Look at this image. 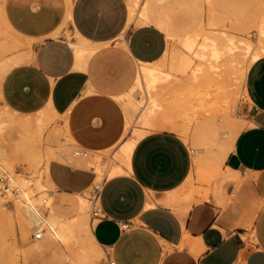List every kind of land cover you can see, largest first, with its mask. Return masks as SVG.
I'll list each match as a JSON object with an SVG mask.
<instances>
[{
  "label": "crops",
  "instance_id": "obj_1",
  "mask_svg": "<svg viewBox=\"0 0 264 264\" xmlns=\"http://www.w3.org/2000/svg\"><path fill=\"white\" fill-rule=\"evenodd\" d=\"M34 1L6 0L5 19L18 34L33 40L34 57L6 74L0 93L17 114L52 108L64 116L60 124H66L72 143L95 154L93 159L68 157V144L51 160L48 173L56 190L74 195L92 188L97 179L96 153L132 135L126 133L127 112L117 98L134 87L141 63L162 59L167 38L156 25H130L126 0H66V5ZM206 1L217 12L213 1ZM66 31L97 47L81 67L76 66ZM117 39L137 68L132 87L110 95L104 92V79L96 78V58L105 54L92 57ZM246 91L248 119L254 126L237 135L227 123L233 150L223 171L239 173L240 180L225 185V204H219L215 184L208 198L207 191L199 195L189 186L192 153L184 138L172 131L138 138L127 173L105 179L99 195L104 216L96 220L93 233L109 264H264V56L249 68ZM213 121H208L210 128L220 132ZM149 202L154 207L147 208Z\"/></svg>",
  "mask_w": 264,
  "mask_h": 264
},
{
  "label": "bare ground",
  "instance_id": "obj_2",
  "mask_svg": "<svg viewBox=\"0 0 264 264\" xmlns=\"http://www.w3.org/2000/svg\"><path fill=\"white\" fill-rule=\"evenodd\" d=\"M142 2L143 0L129 2V24L139 21L140 24H153L166 30L171 43L170 50L166 52L165 64H160L161 59L155 63H141L134 87L126 95L117 98L124 110L126 109L128 128L137 124L143 130L137 128V137H128L125 142L119 144L114 162H111L110 158L104 165L101 159L99 160L101 152L96 153L98 176L92 185L93 188L102 189L106 178L127 173L132 151L141 136L152 131L167 130L187 139L186 123L190 121V111L193 108L196 109V115H203L208 121L215 120L214 117L221 114L237 135H240L249 123L240 121L241 118H237L235 114L240 102L239 94L248 101L246 80L249 68L264 56V17L260 22L258 19L254 22V18H261V13L263 14L261 3L254 6H258L256 12L255 8H252L255 14L250 10L243 14L247 18L243 15L245 18H230L231 27L227 29L223 24L224 27L219 29V13L206 1L207 21H210L205 24L201 18L194 32L181 37V46L178 47L176 33L167 21L155 12L149 3ZM250 26H254L258 31L256 43L250 40ZM4 32L0 26V35ZM7 33L6 30L5 36ZM77 38L78 42H71L70 45L75 51L76 66L81 67L97 47L79 35ZM23 45H26L24 41L15 38L10 49L19 52L12 54L10 58L0 59V86L12 68L32 61L33 49L21 52ZM137 91L142 93L140 100L135 96ZM56 119L64 120V116L49 107L34 115L17 114L5 105L0 93V174L4 175L13 187V191L8 194L0 190V221L1 218L9 216L4 199L12 194L16 213L29 224L31 235L42 234L40 238L34 239L37 248L43 244L49 246L54 253L56 251L53 250L64 247L68 253L64 260L58 258L61 264L66 261H70V264H98L103 248L94 237V223L90 222L88 215L91 194L89 203L85 196L86 191L74 194L76 198L72 200L73 203L70 202V209H66L65 203L68 202L55 196L54 191L57 190L49 177V164L55 154L74 141L66 124L63 129L57 128L58 124L54 123ZM201 123V127H198L204 130ZM249 124L254 126L251 121ZM87 152L86 157H89V151ZM43 155L46 156L45 159H42ZM23 159H27L30 164L28 175L16 172L18 161ZM202 168L204 180L215 183L214 194L219 204H225L228 198L225 195V185L237 181L239 173L229 169L223 171L222 164H206L202 165ZM191 191L192 194L194 191ZM207 192L205 198L209 197L210 191ZM198 194L201 195L200 191ZM150 207H154V204L149 202L147 208ZM66 210L71 215L65 216ZM0 264H19V261L15 256L6 254L0 258Z\"/></svg>",
  "mask_w": 264,
  "mask_h": 264
},
{
  "label": "rangeland",
  "instance_id": "obj_3",
  "mask_svg": "<svg viewBox=\"0 0 264 264\" xmlns=\"http://www.w3.org/2000/svg\"><path fill=\"white\" fill-rule=\"evenodd\" d=\"M24 1H27L33 5L35 4L34 0H24ZM48 1L53 3H63L66 5V0H48ZM212 1H213V5L215 6L220 16L219 29H221V27H224L223 24H225V27L227 29L230 28L231 27L230 18L235 19L238 16L246 17V15L243 14H247L250 10L251 12L254 13V10H252V8L255 5L259 6V3H261V7L263 6L262 9L264 8V2L262 3L261 2L262 0L260 1L259 0H212ZM257 1H259V3ZM144 2L149 3L153 7L155 12L159 13L167 21L170 28L176 33L175 40H176V45L178 47L181 46L179 42L181 37H183L185 34L194 32V30L198 27V23L201 18L204 19L205 24H208L207 22L210 21L209 19H208L209 21H207L208 18L207 9L205 8L207 6V3L205 0H143L142 3ZM126 3L129 12L128 0H126ZM5 5H6V0H4V3L0 10V26L2 27L3 30H5V32L7 30L8 33L6 36H5V32L4 34L0 35V48L2 50L0 59L3 58L5 59L7 57L10 58L14 54L19 52L10 49L11 42L15 38L24 41L26 44L20 48L23 49L21 50V52L22 51L26 52L28 50L33 49L32 48L33 40L27 36L18 34L15 30L11 28V26L6 21L4 16ZM258 6H256L257 8L254 7L255 12L257 11ZM250 17H252V15ZM260 17L261 18H254V22L256 21V19H258L259 22L261 21V19L264 17V10H263V14L261 13ZM139 24L140 22L137 21L133 23L132 26L138 27L140 26ZM253 27L249 28L252 30L249 31L248 29V32H249L250 40L256 43L258 42V31H256L257 29L255 30V28ZM162 30L166 34L165 36L167 38L168 47L166 52L167 51L169 52L171 43L170 40L168 39L169 38L168 32L164 29ZM11 34L14 35L15 38ZM66 35L70 42L71 41L78 42L77 36H73L68 31H66ZM122 39H124V37H122ZM114 51L118 52V53L115 52L117 53V55L113 54ZM123 51L124 49L121 45V41L117 39L101 47V50L95 56L92 57V58L94 57L96 58L99 55L105 54L103 57L96 58V68H97L96 78L98 79V81L104 79L103 81L104 92L110 95L127 92L134 83L133 72L137 68V65L135 62L132 63L129 62L125 57V55L123 54ZM165 56L166 53L161 59L160 62L161 65L165 64L167 61ZM141 94L142 93L140 91L136 92L135 96L138 100L142 98ZM217 96L219 97L220 95L218 94ZM218 97L217 99L221 101L222 99H219ZM239 101L240 102H238V110L236 111L235 115L237 118L239 119L241 118L240 121L243 120V122L247 121L250 123V120L248 119L249 111L247 107V101L243 99L241 93L239 94ZM195 110L196 109L193 108L190 111V121L186 123L188 127V135H187V139H184L185 142L190 147L193 157V164H194V169L191 173L192 177L190 179L189 186L193 189H198L199 191H210L212 185L215 183L212 184L204 180L203 168L201 162H213L220 160L222 162V168L224 169L225 160L228 154L233 150V148H230L228 144L230 137V127L226 123V120L223 118V116L219 114L220 117L219 115H216L214 117L215 120L213 122H215L219 126L221 131L217 132L215 130H212L209 126L208 120H206V117H203V115L201 116L196 115ZM137 115L138 113H136L135 117H137ZM200 122H202L201 124H203L202 127H204V130L200 129L201 127L199 125ZM54 123L58 124L59 127L57 128L59 129L64 128V124H60V119L58 120L56 119ZM249 123L246 128L251 127ZM129 128H128L129 132L127 131V133L129 135L132 132V135L130 137H137L136 134L137 128L143 130L142 127L137 124ZM119 146L120 145L111 148L106 152H101L99 156V160L101 159L104 165H106L110 161L109 160L110 158H111V162L112 161L114 162V157L119 149ZM77 149H82V148L78 146L76 143H70L66 147L64 151V155L68 157L69 156L73 157L74 156L73 153ZM55 151H57V149ZM89 155L91 159L95 157V154L93 155V153L89 152ZM45 157L46 156L43 155L42 159H45ZM29 165L30 164L28 163L27 159H23V161H18L16 166V172L19 174L28 175ZM88 170L94 171L93 169H88ZM86 192L87 194L85 193V196L89 203L90 194L91 196L95 194L94 188L92 187ZM54 194L56 197L63 198L65 199V202H68L65 203L66 209L69 208L70 205H72L73 203L72 200L76 198V196H73V194L59 192L58 189L57 191H54ZM66 199H68V201H66ZM4 200H5V207L9 213V216L3 219L1 218L0 221V258H2L7 254V256L12 255V257L15 256V258H18L19 264H51L52 262L53 264H61L58 258L60 257L64 260L65 255L68 253L67 252L68 250L65 249L64 247H60L59 250L58 249L53 250L56 251L53 253L52 249L49 246L43 244L37 248V245L34 241L35 237L32 236L30 233L29 224L26 221L20 219L16 213L14 196L12 194H9L6 196ZM89 206H90L88 212L89 219L90 222H93L95 224L96 220H92V212H93L92 204L89 203ZM64 215L69 216L71 215V213L70 212L68 213V211L66 210V213ZM103 250L104 249L101 250L102 256L98 264H109L108 255L106 251ZM52 257H53V261H52ZM70 263H71L70 261L68 262L66 261L64 263L62 262V264H70Z\"/></svg>",
  "mask_w": 264,
  "mask_h": 264
},
{
  "label": "built area",
  "instance_id": "obj_4",
  "mask_svg": "<svg viewBox=\"0 0 264 264\" xmlns=\"http://www.w3.org/2000/svg\"><path fill=\"white\" fill-rule=\"evenodd\" d=\"M74 157H86L88 156V152L85 149H77L73 153ZM0 190L4 194H8L13 191L12 185L9 183L7 178L4 175L0 174ZM101 188L95 187L94 188V195L91 196V204L93 207V212H92V220H97L103 218V213L101 210V205L99 203V195L101 192ZM99 204V205H98ZM42 234H36L34 235L35 238H40Z\"/></svg>",
  "mask_w": 264,
  "mask_h": 264
}]
</instances>
